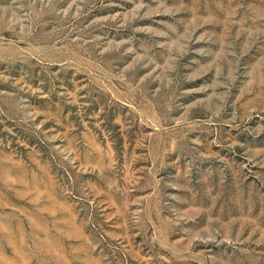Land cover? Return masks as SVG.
Returning <instances> with one entry per match:
<instances>
[{
  "label": "rangeland",
  "instance_id": "obj_1",
  "mask_svg": "<svg viewBox=\"0 0 264 264\" xmlns=\"http://www.w3.org/2000/svg\"><path fill=\"white\" fill-rule=\"evenodd\" d=\"M0 264H264V0H0Z\"/></svg>",
  "mask_w": 264,
  "mask_h": 264
}]
</instances>
